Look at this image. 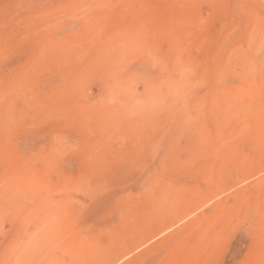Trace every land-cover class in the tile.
I'll list each match as a JSON object with an SVG mask.
<instances>
[{"label":"rangeland","instance_id":"1","mask_svg":"<svg viewBox=\"0 0 264 264\" xmlns=\"http://www.w3.org/2000/svg\"><path fill=\"white\" fill-rule=\"evenodd\" d=\"M0 264H264V0H0Z\"/></svg>","mask_w":264,"mask_h":264}]
</instances>
